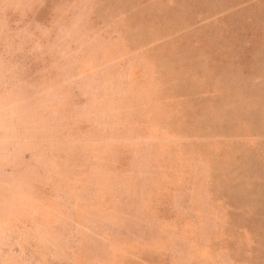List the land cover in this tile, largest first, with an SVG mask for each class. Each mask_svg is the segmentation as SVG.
Segmentation results:
<instances>
[{"label":"rangeland","instance_id":"374dc122","mask_svg":"<svg viewBox=\"0 0 264 264\" xmlns=\"http://www.w3.org/2000/svg\"><path fill=\"white\" fill-rule=\"evenodd\" d=\"M0 264H264V0H0Z\"/></svg>","mask_w":264,"mask_h":264}]
</instances>
